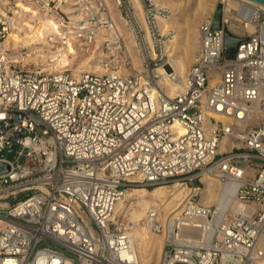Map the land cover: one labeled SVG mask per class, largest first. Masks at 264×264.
<instances>
[{
	"label": "built area",
	"instance_id": "1",
	"mask_svg": "<svg viewBox=\"0 0 264 264\" xmlns=\"http://www.w3.org/2000/svg\"><path fill=\"white\" fill-rule=\"evenodd\" d=\"M223 1L221 28L214 12L200 22L182 90L169 96L158 69L179 78L159 0H138L144 26L130 0H0V264H137L132 223L115 205L136 186L173 185L188 191L180 209L146 218L163 237L157 264H264V9L227 11L250 20L248 33L230 29ZM42 17L60 30L46 38V68L3 47ZM225 30L242 40L233 54ZM62 54L70 62L58 65ZM205 177L236 185L239 208L201 204Z\"/></svg>",
	"mask_w": 264,
	"mask_h": 264
},
{
	"label": "bare ground",
	"instance_id": "2",
	"mask_svg": "<svg viewBox=\"0 0 264 264\" xmlns=\"http://www.w3.org/2000/svg\"><path fill=\"white\" fill-rule=\"evenodd\" d=\"M131 4L135 8L139 15V23L144 26V21L140 15L141 6L138 0H130ZM209 0H203V4L200 2L193 10V13L189 15V22L185 20L186 24L179 23L171 13L178 9L181 4L177 0H159V4L169 11V16L165 18L158 17L157 28L161 34H168L169 37L163 39L162 50L167 55V60L170 64L171 70L175 77L179 78L178 81L169 80L167 72L162 68L158 69L159 84L165 86V91L169 96H174L176 93L182 90V83L184 80L185 72L188 66L191 64L194 57V52L198 46V25L194 26L195 20L198 18L205 19L211 15L216 8L217 0H212L211 3H207ZM240 2L259 6L264 9L258 3L250 0H224L223 10L224 18H227L228 26L230 29H245L248 33L254 31V26L250 23V20H236L231 13H227L228 10L236 8ZM114 20L121 33L126 38V46L130 51L134 59L135 66L139 65L138 59L135 55L134 40L131 32L126 26L125 19L121 16L119 10L114 6ZM173 17V18H172ZM34 24H28L30 31L21 36L17 32H11L6 41L3 43L4 48L12 47L14 49H27L31 51V56L27 57L26 53L24 59L27 60L26 64L39 65L40 63L47 62L48 50L52 43L48 42L46 38L54 39L52 35L59 34L60 30L57 23L48 17L39 18ZM203 20H200L201 22ZM193 22V24H192ZM58 59V65H64L70 62L67 56L60 55ZM52 58V57H51ZM81 66H86L85 69L93 72H103L98 63H94L90 66L87 63V59H84ZM81 67H77V71ZM217 117V116H216ZM220 118V117H217ZM224 120V119H223ZM208 123V120H207ZM232 144H229V147ZM226 148L225 144H220L219 150ZM204 186L200 191V203L204 206H215L216 212L221 213L226 208H230L235 211L239 208V203L234 198L236 185L227 184L221 185L216 179L203 178ZM188 196V191L185 188L177 185L173 186H156L151 189L145 188H132L127 190L125 196L117 202L114 208V212H121L132 223L129 230V236L132 242L133 249L136 254L137 264H149L152 260L154 264H157L159 255L163 249V237L159 234L150 233L146 227V218L148 212L151 209H155L158 213V219H162L164 216L180 209L182 200ZM198 233V232H196Z\"/></svg>",
	"mask_w": 264,
	"mask_h": 264
},
{
	"label": "rangeland",
	"instance_id": "3",
	"mask_svg": "<svg viewBox=\"0 0 264 264\" xmlns=\"http://www.w3.org/2000/svg\"><path fill=\"white\" fill-rule=\"evenodd\" d=\"M179 1L181 4L179 5L178 9H176L175 11H173L171 13V15H173V17L181 24H186L187 22H189V15L193 13V10L195 9V7L198 5V3H202L203 4V0H177ZM219 1L220 0H217L216 2V7L217 5L219 4ZM212 0H209V2L207 3H211ZM224 5V4H223ZM216 9V8H215ZM122 16V15H121ZM123 17V16H122ZM172 17V18H173ZM185 20H188L187 22ZM200 20H203L201 18H198L195 20V23H194V26L197 27L198 24H200ZM193 24V22H192ZM247 31V30H246ZM249 32V31H248ZM198 47V46H197ZM26 50V55L27 57L31 56L32 52L31 51H28L27 49ZM197 51V50H196ZM196 51L194 53H196ZM47 59V58H46ZM27 62L26 59L23 60V63L25 64ZM47 64L48 63H40V65L43 66V68H46L47 67ZM39 65V66H40ZM77 65H80L79 62H77ZM31 67V66H30ZM34 67V66H32ZM134 188H145L143 186H136ZM145 189H148V188H145ZM200 200V198H199ZM200 202V201H199ZM214 206V205H213ZM149 264H154L153 260L149 263Z\"/></svg>",
	"mask_w": 264,
	"mask_h": 264
},
{
	"label": "water",
	"instance_id": "4",
	"mask_svg": "<svg viewBox=\"0 0 264 264\" xmlns=\"http://www.w3.org/2000/svg\"><path fill=\"white\" fill-rule=\"evenodd\" d=\"M254 1L255 3L260 4L264 7V0H250ZM213 28L214 29H220L222 24V6L221 4H218L213 15ZM242 40L240 38H237L233 35H231L227 30L224 31V49L228 54H233L235 49L237 48L238 44ZM6 170H3V164H0V173H4Z\"/></svg>",
	"mask_w": 264,
	"mask_h": 264
}]
</instances>
